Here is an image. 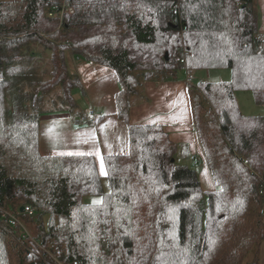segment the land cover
Returning a JSON list of instances; mask_svg holds the SVG:
<instances>
[{
    "label": "trees",
    "instance_id": "16d2710c",
    "mask_svg": "<svg viewBox=\"0 0 264 264\" xmlns=\"http://www.w3.org/2000/svg\"><path fill=\"white\" fill-rule=\"evenodd\" d=\"M72 60L121 85L129 148L104 173L93 155L41 150L42 116L80 109ZM219 68L232 79L189 88L205 192L165 128L131 111L147 82ZM238 91L264 108L257 0H0V264H263L264 115L243 114ZM2 212L38 220L32 239Z\"/></svg>",
    "mask_w": 264,
    "mask_h": 264
},
{
    "label": "crops",
    "instance_id": "0c3cea01",
    "mask_svg": "<svg viewBox=\"0 0 264 264\" xmlns=\"http://www.w3.org/2000/svg\"><path fill=\"white\" fill-rule=\"evenodd\" d=\"M257 4L259 32L264 34V0H257ZM77 61L76 73L82 86L73 93L80 108L74 112L81 115L68 111L44 114L40 124L41 150L47 155L91 153L98 161L100 172L104 173V156L124 154L129 148L128 128L116 118V95L121 85L117 75L107 67ZM189 88L187 75L182 78L177 74L175 79L168 81L147 82L145 98L132 108L131 123L163 126L178 146V161L191 166L196 164L203 190L214 191L215 184L195 129ZM92 106L97 107L98 112H90L88 108ZM261 262L264 264V243Z\"/></svg>",
    "mask_w": 264,
    "mask_h": 264
},
{
    "label": "rangeland",
    "instance_id": "374dc122",
    "mask_svg": "<svg viewBox=\"0 0 264 264\" xmlns=\"http://www.w3.org/2000/svg\"><path fill=\"white\" fill-rule=\"evenodd\" d=\"M69 11L73 12L74 10L72 8H70ZM143 50H145V48H143ZM146 50L147 51L145 53L152 52V49H146ZM142 52H144V51H142ZM77 64H79L78 61L72 60L71 65H72V67L74 68V70L76 72H77ZM178 75H181L182 78H185V75H187V82H188L189 86H193V85H195V84H197V83H199L201 81L228 82V81H230L232 79L231 70H229L227 68H219V69H211V70H199V71H197L195 73H193V72L192 73H187V72H184V71L180 70L178 72ZM159 82H162V81H159ZM236 95H237V102H238L239 108H240V110L242 111L243 114L248 115V116H263L264 115V108L262 106H259V105L256 104L252 92H250V91H238ZM46 104H49L47 106L49 108H52V106L50 105L51 103L47 102ZM88 110H90V112L92 110L98 112V108L94 107V106H92L91 108H88ZM74 111H72V112L75 115L79 114L78 111H76V112H74ZM68 112H70V111H68ZM81 112H83V111H81ZM79 115H81V113ZM177 150H178V148H177ZM177 153H178V151H177ZM203 156L205 158L204 152H203ZM211 178L213 180L212 175H211ZM213 182L215 184V189H216V183H215L214 180H213ZM105 186L108 187L107 184H105ZM205 192H210V191H205ZM99 200H100L99 198L98 199H87V201H95V202L99 201ZM26 207H27V205H26ZM24 212H25V210H24ZM11 215H13V214H11ZM27 215L30 216L31 214L27 213ZM26 217L27 216L19 218L20 225L17 228V232L19 234L23 233L24 236H26L29 239H32V237H33V235H32L33 228L35 226H38L39 221L38 220L37 221H32L31 224H30V226H31V228H30L29 224L27 223L28 224L27 225L25 223V222H28V220L25 219Z\"/></svg>",
    "mask_w": 264,
    "mask_h": 264
},
{
    "label": "built area",
    "instance_id": "2783aa9c",
    "mask_svg": "<svg viewBox=\"0 0 264 264\" xmlns=\"http://www.w3.org/2000/svg\"><path fill=\"white\" fill-rule=\"evenodd\" d=\"M24 210H25V213H29V214H31V215H32V213H33L32 209H30L29 207H26ZM0 211H1V209H0ZM2 213H3V215H4L5 217H8V218L11 220V223H12L13 226L17 229L18 226L20 225V223H19V218H17V217L14 216V215H11V214H9V213H7V212H2Z\"/></svg>",
    "mask_w": 264,
    "mask_h": 264
},
{
    "label": "snow or ice",
    "instance_id": "6c2138e0",
    "mask_svg": "<svg viewBox=\"0 0 264 264\" xmlns=\"http://www.w3.org/2000/svg\"><path fill=\"white\" fill-rule=\"evenodd\" d=\"M89 155L91 154V153H88ZM78 155H83V153H78ZM101 169L103 170V162H101ZM107 173H105V175H106ZM96 203H102V201H96Z\"/></svg>",
    "mask_w": 264,
    "mask_h": 264
},
{
    "label": "water",
    "instance_id": "95a60500",
    "mask_svg": "<svg viewBox=\"0 0 264 264\" xmlns=\"http://www.w3.org/2000/svg\"><path fill=\"white\" fill-rule=\"evenodd\" d=\"M166 59L169 60V55L168 54L166 55ZM21 211L23 212L24 208H21Z\"/></svg>",
    "mask_w": 264,
    "mask_h": 264
}]
</instances>
